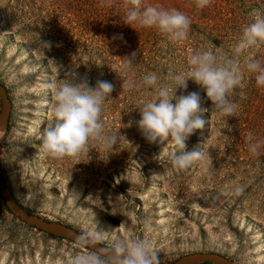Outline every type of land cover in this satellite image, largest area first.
I'll return each mask as SVG.
<instances>
[{"label":"rangeland","instance_id":"374dc122","mask_svg":"<svg viewBox=\"0 0 264 264\" xmlns=\"http://www.w3.org/2000/svg\"><path fill=\"white\" fill-rule=\"evenodd\" d=\"M81 2L0 0V82L10 100L0 176L16 199L40 216L97 231L99 241L113 247L129 236L143 239L157 249L159 264L192 250L264 264V146L259 154L249 150V134L264 142V86H257L255 74L243 70V87L229 97L237 106L231 117L221 115L192 80L176 90V96L198 92L206 109L205 128L186 141L203 159L187 169L173 167L171 141L149 143L137 126L138 107L156 91L141 84L144 75L156 73L158 86L172 89L173 77L188 69L195 51L213 48L232 56L253 13H264V0H212L202 10L195 0H145L191 19L189 37L180 43L135 24L120 23L119 31L93 29L84 20L76 24V9L87 7ZM249 55L264 56V45ZM126 57L133 58L131 72L122 70ZM70 76L93 88L97 81L114 85L101 119L105 133L115 132L118 142L105 148L90 141L78 157L56 159L43 151L40 139L55 122L48 85ZM130 78L141 86L127 90ZM234 186L243 188L241 195L222 194ZM76 251V242L20 221L0 197V264H67Z\"/></svg>","mask_w":264,"mask_h":264},{"label":"clouds","instance_id":"9594fccd","mask_svg":"<svg viewBox=\"0 0 264 264\" xmlns=\"http://www.w3.org/2000/svg\"><path fill=\"white\" fill-rule=\"evenodd\" d=\"M113 0H107L111 6ZM198 9L211 6L212 0H195ZM104 6V0H101ZM126 10L125 24H135L139 28H156L168 41L180 43L189 37L191 19L176 8L166 9L156 4H145V0H122ZM264 45V13H253L251 22L242 28L232 56L219 49L202 48L188 57V69L173 77L174 88L158 86L156 73L143 76L141 84L155 88L153 99L146 101L140 111L137 126L149 143L160 140L171 141L176 151L170 154L174 168L184 170L203 159L197 149L188 150L186 141L198 130L205 128L207 121L202 113L201 96L198 92L176 96L177 89H187V82L200 85L207 98L220 111L221 115L235 116L237 106L229 99L237 87H243V70L255 74L258 87L264 86V64L249 55L250 50ZM135 54H133L134 57ZM241 57L243 69L241 67ZM122 70L131 72L133 58H128ZM128 79L124 87L133 90L141 86ZM54 94L55 122L47 127L40 139L43 151L56 159L76 158L88 150L90 141H96L105 148L114 147L118 142L115 132L105 133L102 122L104 102L111 96L114 85L108 81H97L89 87L86 82L75 83L74 77L57 85H48ZM175 100V103L172 101ZM170 138V139H169ZM250 148L254 154L264 146V142L254 140L249 134ZM69 182V181H68ZM240 186L222 190L223 195H241ZM100 239L99 232H83L78 237L77 251L68 259L67 264H159L158 251L143 239L129 236L118 242L108 251H83L93 249Z\"/></svg>","mask_w":264,"mask_h":264},{"label":"water","instance_id":"95a60500","mask_svg":"<svg viewBox=\"0 0 264 264\" xmlns=\"http://www.w3.org/2000/svg\"><path fill=\"white\" fill-rule=\"evenodd\" d=\"M10 114V100L5 86L0 82V141L8 126ZM0 197L7 209L23 223L50 235L66 238L78 242V237L83 231L76 227L58 220L49 219L25 208L14 196L9 185L0 176ZM113 247L109 244L98 241L93 249L95 251H108ZM200 262H211L214 264H238L226 255L216 251L192 250L185 252L169 264H196Z\"/></svg>","mask_w":264,"mask_h":264},{"label":"trees","instance_id":"16d2710c","mask_svg":"<svg viewBox=\"0 0 264 264\" xmlns=\"http://www.w3.org/2000/svg\"><path fill=\"white\" fill-rule=\"evenodd\" d=\"M85 1L86 0H82V2L79 4H87V7H78L76 9V24L79 21L84 20L83 24L86 23L87 26L90 24L93 29L106 28L109 31L112 28L118 30L117 28L120 26V23H124L123 20H125L126 18V10L122 7V0H113L111 6L107 4V0H104V6H101V0H98L97 3L95 2L96 0H87V2ZM123 27L129 26L125 24ZM121 31L122 29L120 30V32ZM256 59L260 60L261 63L264 64V56L261 55ZM4 208L6 209V211L11 213L5 205ZM48 235L53 236L50 234Z\"/></svg>","mask_w":264,"mask_h":264}]
</instances>
